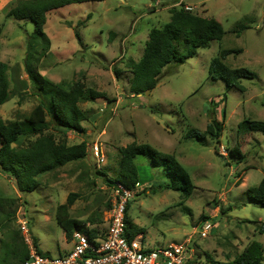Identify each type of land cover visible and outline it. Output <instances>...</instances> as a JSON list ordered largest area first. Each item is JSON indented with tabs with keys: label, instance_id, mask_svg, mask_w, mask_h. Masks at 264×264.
<instances>
[{
	"label": "rangeland",
	"instance_id": "1",
	"mask_svg": "<svg viewBox=\"0 0 264 264\" xmlns=\"http://www.w3.org/2000/svg\"><path fill=\"white\" fill-rule=\"evenodd\" d=\"M14 1L0 0V61L8 66L10 91V99L0 107L5 122L22 120L39 102L31 96L23 70L33 25L7 16ZM180 1L104 0L72 4L48 14L43 32L50 48L45 56H36V70L54 84L83 82L105 98L80 103L88 118L82 134L52 128L44 132L68 146L84 141L87 158L38 177V187L29 194H20L13 181L0 173V196L15 202L12 228L18 230L17 222L25 221L31 240L42 252L56 256L70 248V240L55 221L57 207L70 193L77 198L69 207V217L100 233L106 230L111 187L98 173L104 171L114 179L119 149L136 142L174 156L195 187L187 199L174 191L150 194L149 189L164 178L146 157L135 159L140 188L128 204L127 217L144 231L140 235L148 247L187 243L195 252L189 264H214L240 256L256 241L263 248L264 264V234L256 230L264 221V208L247 197V190L264 178V134L238 126L242 120L264 122V0H182L192 7L189 12L221 24V40L210 42L183 64L163 69L148 95L132 97L127 62L142 57L150 30L168 23L170 10L178 9ZM240 25L250 28L237 32ZM222 50H241L223 63L253 73L254 79L240 82L245 91L209 77V64ZM23 92L27 96L19 103ZM212 117L222 126L218 142L209 135L203 141L185 138L189 129L203 133ZM34 140L35 136H24L13 146L27 147ZM95 142L107 159L100 169L89 150ZM234 147L245 155L241 162L229 156ZM206 224L211 227L201 237L198 233ZM5 242L8 239L0 231V258Z\"/></svg>",
	"mask_w": 264,
	"mask_h": 264
},
{
	"label": "trees",
	"instance_id": "2",
	"mask_svg": "<svg viewBox=\"0 0 264 264\" xmlns=\"http://www.w3.org/2000/svg\"><path fill=\"white\" fill-rule=\"evenodd\" d=\"M102 1L104 0H16L7 11L8 17L16 21L30 22L33 25V33L27 35L23 70L29 81L31 96L39 100L22 120L5 122L0 118V173L13 181L20 194L33 192L39 185L38 177L87 158V145L84 141L78 145L68 146L65 140L56 142L53 135L44 132L52 128L82 134L84 132L82 123L88 118L80 109V103L105 98V95L87 89L80 81L72 84H54L36 70L34 63L38 61L36 56H45L50 48L49 39L43 32L50 12L72 4ZM172 9L168 23L148 33L142 57L137 62L132 60L127 62L126 68L131 74L129 90L132 97L143 95L147 90H154L163 69L181 65L194 58L199 49L208 48L210 42L221 40L223 36L222 26L215 19L193 14L184 10L183 6ZM87 19H90V16ZM81 24L78 23L79 26ZM249 28L240 25L237 32ZM76 38L80 40L78 34ZM240 53L241 50H222L209 64L208 74L211 80L222 81L227 88L245 91L240 82L254 79L253 73L243 68L231 69L223 63L228 56ZM7 70L8 66L0 61V107L10 99ZM115 75H118L117 72ZM26 96L27 92H23L18 102L20 103ZM238 126H244L250 132L264 134V122L261 121L242 120ZM221 131V123L212 117L203 133L189 129L185 138L203 141L209 135L218 142ZM24 136H35V140L27 147L13 146ZM118 153L115 178L109 179L104 171L98 173L105 178L110 189L116 184H121L127 189H133L139 184L135 159L144 156L149 160L151 168L160 169L164 178L162 183L153 185L149 189L150 194L174 191L185 199L192 194L195 187L191 177L174 156L161 153L148 144H136V142L119 149ZM229 156L238 162L245 158L238 147L231 149ZM247 197L248 200L264 208V178L256 187L247 190ZM76 198L77 195L74 193L68 194L66 202L56 209L55 221L62 229L65 238L70 240L75 231L84 233L90 239L96 235L102 236L104 232L100 233L95 228L85 227L84 223L69 217V207ZM14 204L13 199L0 196V231H3L8 239V242H5L6 249L0 258V264H21L28 258V249L20 230L12 228V223L16 221ZM127 208L126 235L132 240L144 231L129 222ZM256 230L259 234H264V221L258 224ZM32 243L38 249L34 240ZM262 253L261 244L253 241L240 256L224 263L214 264H262Z\"/></svg>",
	"mask_w": 264,
	"mask_h": 264
},
{
	"label": "built area",
	"instance_id": "3",
	"mask_svg": "<svg viewBox=\"0 0 264 264\" xmlns=\"http://www.w3.org/2000/svg\"><path fill=\"white\" fill-rule=\"evenodd\" d=\"M176 6H183L186 11L192 10V7L183 5L182 0ZM89 150L96 168L103 167L107 159L100 144H91ZM139 188V184L133 189H127L121 184L114 185L110 191L108 225L103 235L90 239L84 233L75 231L68 244L70 248L56 256L35 248L27 223L19 220L18 229L28 249V258L21 264H188L195 252L187 243L150 248L142 241L140 234L132 240L126 235V208ZM210 227L204 225L198 234L206 237Z\"/></svg>",
	"mask_w": 264,
	"mask_h": 264
},
{
	"label": "water",
	"instance_id": "4",
	"mask_svg": "<svg viewBox=\"0 0 264 264\" xmlns=\"http://www.w3.org/2000/svg\"><path fill=\"white\" fill-rule=\"evenodd\" d=\"M150 10H151V8H150V9H148V11H150ZM149 92H150V91H149V90H147V91H146V95H148V94H149Z\"/></svg>",
	"mask_w": 264,
	"mask_h": 264
},
{
	"label": "crops",
	"instance_id": "5",
	"mask_svg": "<svg viewBox=\"0 0 264 264\" xmlns=\"http://www.w3.org/2000/svg\"><path fill=\"white\" fill-rule=\"evenodd\" d=\"M155 4H158V5H160L159 3H158V1H156V3ZM184 5V4H183ZM205 12H206V9H205Z\"/></svg>",
	"mask_w": 264,
	"mask_h": 264
}]
</instances>
